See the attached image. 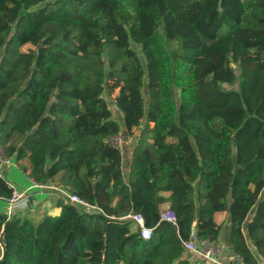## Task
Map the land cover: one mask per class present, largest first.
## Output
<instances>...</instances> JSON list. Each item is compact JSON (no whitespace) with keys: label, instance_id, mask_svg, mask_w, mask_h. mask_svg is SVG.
I'll list each match as a JSON object with an SVG mask.
<instances>
[{"label":"trees","instance_id":"obj_1","mask_svg":"<svg viewBox=\"0 0 264 264\" xmlns=\"http://www.w3.org/2000/svg\"><path fill=\"white\" fill-rule=\"evenodd\" d=\"M0 149L97 207L0 210V264H192L185 242L218 241L219 211L241 264H260L264 0H0Z\"/></svg>","mask_w":264,"mask_h":264},{"label":"crops","instance_id":"obj_2","mask_svg":"<svg viewBox=\"0 0 264 264\" xmlns=\"http://www.w3.org/2000/svg\"><path fill=\"white\" fill-rule=\"evenodd\" d=\"M130 157L125 161V167H127ZM26 162V161H25ZM0 173L8 181L14 183L19 189H28V196L24 197L13 209V215L20 218L34 219L40 221L46 215H59L61 213V207L57 201L61 198L59 191L54 189L55 184H45V186H39L28 175V172H24L20 169L18 164L11 161L6 163L2 159L0 153ZM60 187V186H59ZM8 199L0 200V210L6 211ZM168 208V204L163 205V210ZM229 213L225 211H219L215 214V219L219 224H222V230L218 241V244L222 248V252L219 256L221 264H241L239 257L234 253V247L229 241L228 230V217ZM254 253L256 250L251 245ZM192 264H217L210 259L202 256L199 253H194L190 256ZM258 260L262 261L261 256H258ZM120 264H124L121 262Z\"/></svg>","mask_w":264,"mask_h":264},{"label":"built area","instance_id":"obj_3","mask_svg":"<svg viewBox=\"0 0 264 264\" xmlns=\"http://www.w3.org/2000/svg\"><path fill=\"white\" fill-rule=\"evenodd\" d=\"M114 142V140H113ZM118 144V143H117ZM3 161L9 163L11 159L4 157L1 152ZM1 176V173H0ZM9 186L12 188V195L8 198V203L6 206V212L10 215L13 212L14 205L21 201L24 197L28 196V189L21 190L14 183L8 181ZM39 186H45L43 184H37ZM54 189L59 191L60 197L62 199L69 200L74 203H80L85 205L88 208H97L94 205L87 203L82 200L78 195L71 193L67 189L59 186H53ZM125 218H130L135 225L138 227L141 237L144 239H148L152 236V228L145 225L144 217L139 213H130L125 216ZM161 218L176 223V216L173 211L168 208L161 212ZM186 249L192 254L199 253L202 256L210 259L211 261L221 264L219 260V256L222 252V248L220 245L211 243L208 240H198L195 232L192 233V237L190 240L185 242ZM89 264V263H88ZM260 264H264V261H260Z\"/></svg>","mask_w":264,"mask_h":264},{"label":"rangeland","instance_id":"obj_4","mask_svg":"<svg viewBox=\"0 0 264 264\" xmlns=\"http://www.w3.org/2000/svg\"><path fill=\"white\" fill-rule=\"evenodd\" d=\"M132 47L136 50V52L141 57L143 63L145 64V59L143 57V54H142L140 46L137 45L136 43H132ZM236 86L237 85H232V87H236ZM117 92H118L117 90H116V92L114 94H108L107 92H105L104 96H105L106 100L108 101L109 107L113 111V116L115 118L121 120L122 115H121V112L118 110V108H117V106L115 104V99H114V96L117 94ZM138 134H139V132L136 131L135 134L132 137H128L127 135L124 134L123 136L117 137V138H113L112 140H114L115 143H118V145L123 150L124 156L126 157L130 153L132 146L136 143ZM126 148H128V149H126ZM13 162H15V161L13 160ZM19 202H17V203H19ZM17 203L15 204V206L17 205Z\"/></svg>","mask_w":264,"mask_h":264},{"label":"water","instance_id":"obj_5","mask_svg":"<svg viewBox=\"0 0 264 264\" xmlns=\"http://www.w3.org/2000/svg\"><path fill=\"white\" fill-rule=\"evenodd\" d=\"M123 134H127V131H126V129L125 130H123ZM229 213V212H228Z\"/></svg>","mask_w":264,"mask_h":264},{"label":"bare ground","instance_id":"obj_6","mask_svg":"<svg viewBox=\"0 0 264 264\" xmlns=\"http://www.w3.org/2000/svg\"><path fill=\"white\" fill-rule=\"evenodd\" d=\"M2 176V175H1Z\"/></svg>","mask_w":264,"mask_h":264}]
</instances>
